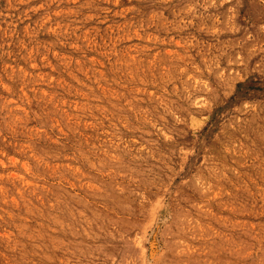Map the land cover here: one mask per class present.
I'll use <instances>...</instances> for the list:
<instances>
[{
    "label": "rangeland",
    "instance_id": "1",
    "mask_svg": "<svg viewBox=\"0 0 264 264\" xmlns=\"http://www.w3.org/2000/svg\"><path fill=\"white\" fill-rule=\"evenodd\" d=\"M0 264H264V0H0Z\"/></svg>",
    "mask_w": 264,
    "mask_h": 264
}]
</instances>
